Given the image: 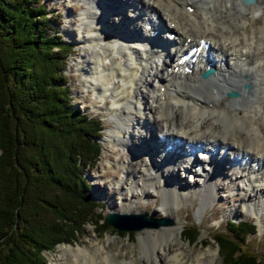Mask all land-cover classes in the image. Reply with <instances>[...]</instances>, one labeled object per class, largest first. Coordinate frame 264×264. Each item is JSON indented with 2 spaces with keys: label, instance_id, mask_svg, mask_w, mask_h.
Returning a JSON list of instances; mask_svg holds the SVG:
<instances>
[{
  "label": "bare ground",
  "instance_id": "6f19581e",
  "mask_svg": "<svg viewBox=\"0 0 264 264\" xmlns=\"http://www.w3.org/2000/svg\"><path fill=\"white\" fill-rule=\"evenodd\" d=\"M128 6L134 15L128 14ZM82 7L85 20L76 37L87 45L80 64L85 83L99 92L102 109L117 118L109 142L132 152L121 167L125 176L115 178V186L135 196L161 193V210L169 215L195 182L207 189L203 210L220 189L240 181L242 188L252 190L247 206L256 207L260 215L264 210V129L260 127L264 124V25L257 31L246 25L249 19L257 23L264 0H85ZM241 23L242 36L236 33ZM170 31L172 39L166 35ZM201 39L208 41V47L201 44L184 56ZM190 64L191 71H184L183 65ZM207 64L213 71L203 76ZM168 66L171 70L164 71ZM152 129H159L162 139ZM170 142L177 143L172 152L164 149ZM202 150L208 157L196 172L202 180H189L179 169L193 172ZM177 174L188 179L182 186L188 185L187 193L178 190ZM120 199L112 201L113 211L128 220L123 214L134 208H126ZM180 229L164 225L141 236V264L182 261L185 251L176 233ZM104 248L61 246L63 252L53 255L51 264H119ZM216 253L199 252L191 264H210Z\"/></svg>",
  "mask_w": 264,
  "mask_h": 264
},
{
  "label": "trees",
  "instance_id": "16d2710c",
  "mask_svg": "<svg viewBox=\"0 0 264 264\" xmlns=\"http://www.w3.org/2000/svg\"><path fill=\"white\" fill-rule=\"evenodd\" d=\"M46 8L0 0V264H47L44 252L88 222L126 234L95 213L85 168L99 159L102 124L72 101L64 73L71 47ZM254 228L226 220L213 237L226 264H264L243 249ZM186 233L197 240L195 227Z\"/></svg>",
  "mask_w": 264,
  "mask_h": 264
},
{
  "label": "rangeland",
  "instance_id": "374dc122",
  "mask_svg": "<svg viewBox=\"0 0 264 264\" xmlns=\"http://www.w3.org/2000/svg\"><path fill=\"white\" fill-rule=\"evenodd\" d=\"M40 1L47 4L46 9L49 12L48 15L52 13L55 14L54 19L58 22L54 24V26L58 29V33L61 35L66 45L71 47V51L66 57L67 63L64 73H66L68 79L67 83L72 90L73 103H75L76 107L89 113L93 117H99L101 120V136L98 137L101 145L99 159H97L92 166H87L85 168V177L90 183L89 191L91 193V198L98 202L95 207V213L105 218L108 212L113 211L112 201L121 198L120 200H123V205L126 208H134L132 213L147 214L153 221H165L168 218L172 220L169 224H161L158 222L155 225L146 222V224L148 223L149 225H141L143 221L145 222L141 217L130 216L128 220L121 218L124 224L141 225V227L137 229H123L126 234L113 231L112 229L102 231L97 224H92L90 222L85 223L82 233H75L69 242L60 243L59 246L56 244L54 249L44 252L47 258V264H51L53 255L62 251L61 246L67 248L72 246L76 249L81 246L98 250L102 245H104V249L107 253H113V256L118 259L119 264H125L126 261L130 260L133 262L132 264H141L140 237L146 235L147 231L156 232L164 225L172 226L174 230L177 226L181 228L180 232H176L177 236L180 237L177 242L182 246L185 252L183 260L176 264H191L199 252H204L207 249H212L217 252L214 260H211L210 264H226L223 251L219 249L213 237L219 235V231V233L224 231L226 228V220L228 219L233 222H237L241 219L248 222H256L257 225L254 228L255 232L249 233L244 237L245 242L243 249L254 251L257 255L264 258V210H262L259 215L256 207L253 205V207L247 206V203L250 201L249 194H251L252 190L247 186V190L242 188L240 185L244 182L240 183V181H238L239 183H233V186L230 188H226L225 190L220 189V192L218 191L220 195L211 203L207 204L203 210H200L203 203L202 196H206L207 189L205 187L200 188L198 182H195V186L190 190L189 195L183 202L176 206L172 214L169 215L161 210L162 199L164 198L161 193L158 194L156 192L155 195H149L147 197L143 196L141 193H137L135 196L133 193L115 186V178H123L125 176V170L121 169V167L127 165L128 158H130L132 152L121 145L111 144L109 142V134L115 128L117 118L111 115L107 110L102 109L103 102L99 99V92L88 87L84 80L80 64L87 45L84 42L78 41L76 34L80 33L81 30L79 27L82 25L83 20H85V17L83 18L85 8L82 7L85 0ZM128 1L129 0H127V2ZM129 10V13L128 11L126 12L129 15H134L132 8L129 7ZM259 15L257 23L255 19H249L246 27L249 29L256 27V31L259 30L264 25V7ZM146 26L145 23H143L141 29H146ZM236 31L237 34L243 35L244 26L242 23L237 26ZM260 127L264 129V124L261 123ZM152 130L155 131L154 129ZM156 134L159 135V140L162 139L160 135L162 133L159 129H157L155 135ZM155 138L158 139L157 137ZM122 154H124L125 157L121 156ZM227 164L228 163L225 165ZM119 169H121V171L118 173L117 170ZM179 171L181 174H185V177L189 180L193 179L191 172H182L181 169H179ZM184 179L185 178H181L177 174L176 182L178 190H183L187 193V188L189 190L188 185L185 184L187 187L182 186H184V181L188 179ZM194 179L201 182L202 177L196 174ZM155 184L158 185V179L155 180ZM229 186L230 184L227 187ZM186 226L188 227L186 228ZM191 226L195 227L198 231L197 240L193 242L189 241L186 237V231ZM128 231H131V233H128ZM209 255L210 254H208V256ZM67 262L69 261H66V263Z\"/></svg>",
  "mask_w": 264,
  "mask_h": 264
},
{
  "label": "water",
  "instance_id": "95a60500",
  "mask_svg": "<svg viewBox=\"0 0 264 264\" xmlns=\"http://www.w3.org/2000/svg\"><path fill=\"white\" fill-rule=\"evenodd\" d=\"M244 2H246V3H253V2H255L256 0H243ZM210 72V70L209 71H206L205 73H204V75H207L208 73ZM231 94L232 95H236L237 93L235 92V91H232L231 92ZM123 215H128L129 217L130 216H138V217H141V219H143V220H145V222L143 221V224H141V225H145L146 224V222H148L149 224H157L158 222H161V220H152V219H150L148 216H147V214H142V213H132V214H123ZM123 216L122 215H120L119 213H117V212H113V211H110V212H108L107 214H106V216H105V220L108 222V223H110L112 226H114L115 228H117V229H125V230H127V229H131V228H133V229H137V228H139V227H141V225H128V224H124V223H122V222H124V221H122L121 220V218H122ZM172 220L171 219H167L166 220V222H171ZM163 222V221H162ZM146 224V225H149V224Z\"/></svg>",
  "mask_w": 264,
  "mask_h": 264
}]
</instances>
